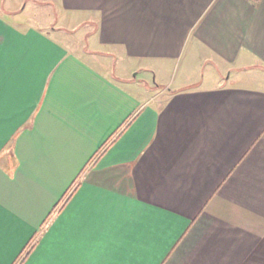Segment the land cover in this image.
I'll return each instance as SVG.
<instances>
[{"label": "crops", "instance_id": "0c3cea01", "mask_svg": "<svg viewBox=\"0 0 264 264\" xmlns=\"http://www.w3.org/2000/svg\"><path fill=\"white\" fill-rule=\"evenodd\" d=\"M255 67L264 0H0V264H264Z\"/></svg>", "mask_w": 264, "mask_h": 264}, {"label": "rangeland", "instance_id": "374dc122", "mask_svg": "<svg viewBox=\"0 0 264 264\" xmlns=\"http://www.w3.org/2000/svg\"><path fill=\"white\" fill-rule=\"evenodd\" d=\"M21 18H24L27 23H31L35 26H40L44 29H50L49 27H52V23L59 24L64 23L62 19H59V15L55 14V11L52 8H49L48 5L41 4V3H34L32 5H26V8L21 12ZM68 24V23H67ZM85 27L81 26L77 30H74L72 33H65L66 30H63L61 33V38L63 41L69 45V48L72 50H78V49H88V48H96L93 41L90 42V39L88 37L84 36ZM107 67L103 66V68L107 71V73H111L114 71L112 67H110L109 64H106ZM110 67V68H109ZM115 72V71H114ZM114 75H117L114 73ZM238 73V74H237ZM226 75L227 74L226 72ZM231 79H234L235 77H239L237 83H251L260 87L264 88V70L259 68H249L248 70L243 71H236L232 70L230 72Z\"/></svg>", "mask_w": 264, "mask_h": 264}, {"label": "trees", "instance_id": "16d2710c", "mask_svg": "<svg viewBox=\"0 0 264 264\" xmlns=\"http://www.w3.org/2000/svg\"><path fill=\"white\" fill-rule=\"evenodd\" d=\"M253 1H256V0H253Z\"/></svg>", "mask_w": 264, "mask_h": 264}]
</instances>
